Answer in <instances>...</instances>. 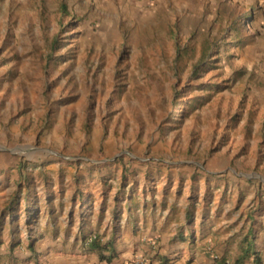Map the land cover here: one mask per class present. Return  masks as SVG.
<instances>
[{
	"label": "rangeland",
	"instance_id": "1",
	"mask_svg": "<svg viewBox=\"0 0 264 264\" xmlns=\"http://www.w3.org/2000/svg\"><path fill=\"white\" fill-rule=\"evenodd\" d=\"M92 177L264 258L259 0H0V264L81 257L56 207Z\"/></svg>",
	"mask_w": 264,
	"mask_h": 264
},
{
	"label": "crops",
	"instance_id": "2",
	"mask_svg": "<svg viewBox=\"0 0 264 264\" xmlns=\"http://www.w3.org/2000/svg\"><path fill=\"white\" fill-rule=\"evenodd\" d=\"M259 1L264 5V0ZM91 176H96L99 181L100 175L96 172ZM96 180L93 179V185L87 187L88 191L86 189L76 194L80 200L76 204L79 212L76 211L73 218L70 203L63 206L62 210L56 207L63 226L67 223L65 216L70 214L69 228L62 227L54 237L77 241L74 254L81 257L71 261V264H123L139 255L149 257V264H222L218 260L212 263L208 255L227 253L235 256L234 264H254L255 256H259L264 264V258L247 230L233 240L231 236L234 237L236 229L231 224L225 223L221 227L213 223L225 231L224 235L218 232L215 236L209 235L203 239V229L197 218L182 212L174 216L170 208L147 198L135 197L134 194L118 200V188L113 187L108 191L100 182L95 183ZM58 191L60 195L61 191ZM72 194L69 191L70 200L74 199ZM63 196H67V192ZM85 199H91V203L84 204ZM92 236L94 238L89 240ZM232 241H235L234 244ZM230 248L233 251H228ZM62 250L59 249V254L63 253ZM248 256H253L249 258L251 263L247 260ZM61 259L58 264L62 263Z\"/></svg>",
	"mask_w": 264,
	"mask_h": 264
},
{
	"label": "built area",
	"instance_id": "3",
	"mask_svg": "<svg viewBox=\"0 0 264 264\" xmlns=\"http://www.w3.org/2000/svg\"><path fill=\"white\" fill-rule=\"evenodd\" d=\"M94 236L90 237L89 240L93 239ZM123 264H149L148 260L141 258V257H134L130 259L129 261L123 263Z\"/></svg>",
	"mask_w": 264,
	"mask_h": 264
},
{
	"label": "trees",
	"instance_id": "4",
	"mask_svg": "<svg viewBox=\"0 0 264 264\" xmlns=\"http://www.w3.org/2000/svg\"><path fill=\"white\" fill-rule=\"evenodd\" d=\"M93 242H94V241H93ZM94 246H95V243H94ZM254 264H262V263H261V259H260L259 256H255V258H254Z\"/></svg>",
	"mask_w": 264,
	"mask_h": 264
}]
</instances>
